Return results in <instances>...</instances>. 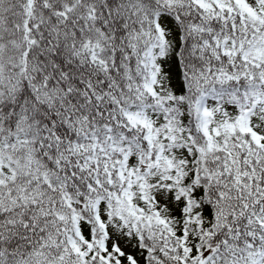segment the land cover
Returning <instances> with one entry per match:
<instances>
[{
    "label": "snow or ice",
    "instance_id": "1",
    "mask_svg": "<svg viewBox=\"0 0 264 264\" xmlns=\"http://www.w3.org/2000/svg\"><path fill=\"white\" fill-rule=\"evenodd\" d=\"M0 264H264V0H0Z\"/></svg>",
    "mask_w": 264,
    "mask_h": 264
}]
</instances>
